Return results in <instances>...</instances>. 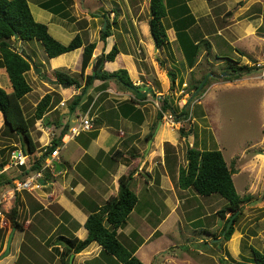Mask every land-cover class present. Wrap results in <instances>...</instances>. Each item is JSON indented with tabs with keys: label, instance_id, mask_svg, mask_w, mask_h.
<instances>
[{
	"label": "rangeland",
	"instance_id": "rangeland-1",
	"mask_svg": "<svg viewBox=\"0 0 264 264\" xmlns=\"http://www.w3.org/2000/svg\"><path fill=\"white\" fill-rule=\"evenodd\" d=\"M87 1L91 4L95 3L91 10L86 9L81 13L80 7L75 9L72 5L69 8L72 19H62L58 16L51 18L50 12L39 7L34 0H28V3L33 17L45 23L49 33L62 43H66L67 38L53 29V25L55 26L57 22L63 26L73 23L75 27L82 28L87 25L86 19L82 16L90 15L92 10H95L97 6H103L104 2L107 8L114 10L116 18L115 22L113 19L112 31L115 41L121 48L128 49L134 55L137 64L142 63L140 67L144 68L145 72L141 78L155 94L148 92L146 98L139 101V106L146 118L144 127H138L134 122L120 121L112 128L115 129L112 130L113 133L121 136L119 148L125 155L123 160L115 162V165L123 163L125 167L122 174L132 175L137 171L138 174L131 180L129 187L136 193L138 206L142 213L147 215L150 210L149 220L153 223L158 222L170 211L169 204L164 200L171 204L177 200L180 201V210L185 213L186 217H184L183 224L181 222L175 230L174 228L171 230L172 233H167L168 238L176 244L171 251H168L169 256L166 259L170 260L169 264L180 262L182 264H225V251H228L227 240L225 241L222 235L219 236L218 241L215 239L229 215L225 213L224 217H220L216 213L225 205L226 200L217 193L199 195L192 187L183 189L177 185L178 170L186 166V150L192 146L197 149H220L227 165L232 170L235 189L244 201L241 208L242 214L231 235V239L236 234V238H240V253L234 255L228 252L239 260H250L252 247L259 250L264 249L262 246L264 244V0H212L208 2L207 8L210 12L206 14L205 11H199L190 32L191 35L200 36L201 44L195 56L198 62L192 70L188 68V62L183 56V54L187 56V53L192 52L194 44H190V41L185 42L186 46H184L179 40L182 49L180 50V43L168 34L170 49L166 46L157 50L153 49L154 41L147 27L148 18H150L148 0ZM79 4L81 2H77V5ZM190 19L193 21V16ZM141 24L144 26V31L141 29ZM186 26L188 27L189 24ZM218 29H220L219 34H217ZM233 31L239 32L238 39L241 41L234 42L235 45H229L228 35H232ZM207 42L210 45L209 49ZM10 43L17 51L23 50L28 57H32L37 67L41 66L40 73H36L32 68L26 73L31 91L21 99L25 116L30 120V132L36 142V151H40L38 147L41 148L48 140L43 136L44 132H47L45 136L48 135L50 138L53 135L57 136L66 121L69 122L68 128L78 124L80 116L87 108L84 110L80 105L75 108L77 110L73 114L71 112L70 120H61V112L69 107L72 97L79 94L81 90L75 86L66 87L52 81L54 80V69L48 71L45 65H41L42 62L49 65L48 57L36 39L20 41L13 36ZM212 44H215L214 48ZM204 48L207 53L203 51ZM229 60H235L238 64L251 65L253 69L239 80H227L224 78L227 73L223 69ZM60 69L75 77L80 84L83 83L79 70ZM142 69L140 68L141 71ZM90 70L89 67L86 72ZM168 72L175 74L173 85ZM204 76L208 83L201 89V92H196L194 86ZM113 82L110 85L112 91L107 92L112 97L105 101V106L108 108L113 107V101L118 104L122 100L133 98L132 95L126 93V89L121 84L115 80ZM9 86L7 74L3 68H0V87L9 88ZM68 88H70L71 96L68 94L69 97L64 98L65 96L59 91ZM97 91L98 86L92 90L91 94ZM210 91H212L211 95H209ZM46 93L52 94L53 104L57 102L58 107L51 111L54 106L52 105L42 119L32 121L35 106ZM163 96L167 97L174 112L166 110L158 116L162 110ZM91 99V95H85V100L81 102L82 106L87 105ZM184 109L188 111L187 116L181 115ZM96 112L98 113V110ZM91 113H95L94 109ZM2 116L1 114L0 163L5 162V174L12 177L20 173V170L15 166H10L11 151L20 148L21 142L15 134L8 133L9 129H4ZM56 122H60V125ZM94 127L97 126L94 124ZM119 129L122 131H118ZM66 134L70 132L67 130ZM74 142L68 141L60 146L63 158L64 155L68 156L69 151L71 152V145ZM148 143H150L149 146ZM131 153H135L136 156L131 157ZM72 155L76 156L77 153H72ZM60 157L61 150H59L58 160ZM24 160L26 163L27 159ZM96 161L100 163V169L107 172L106 162L111 163V160L100 158ZM116 166H111L110 171H114ZM161 180L164 181L162 187ZM108 184L113 191L115 180L109 181ZM51 186L47 185L41 188L42 191L37 194L33 193V195L26 192L27 190H22L17 198L21 203H23L22 200L35 201L34 199L40 196L47 201H53L40 211L41 215L49 220L62 210L58 203L54 202L56 195L49 192ZM61 187L58 195L60 196L63 192L69 199L76 202L77 198L72 196L73 192L66 187ZM2 189L3 187H0V192ZM104 202L105 200H102L100 203ZM1 207L7 210L4 211L6 215L4 214V224L1 226L6 242L12 227L7 215L10 207L3 204ZM29 214L26 209L25 212L19 213L18 220L22 221L25 217H31ZM36 218L33 217L32 221L36 222ZM194 219L198 220L195 226L189 224ZM50 222L47 221V224L51 225ZM200 226L204 228L201 230ZM207 229H213L215 236L207 232ZM2 235L3 233L0 232V238ZM18 236L19 232L16 231L14 241ZM55 264H59L58 260Z\"/></svg>",
	"mask_w": 264,
	"mask_h": 264
},
{
	"label": "crops",
	"instance_id": "crops-1",
	"mask_svg": "<svg viewBox=\"0 0 264 264\" xmlns=\"http://www.w3.org/2000/svg\"><path fill=\"white\" fill-rule=\"evenodd\" d=\"M34 1L39 7H41L40 3L43 1L40 2L36 0ZM150 1L151 0H148V10L150 9ZM210 1L209 0H163L166 9V16L164 17L163 21L166 27L167 38H168V34H170L171 37L172 36L174 37L173 40L178 41V43H180L179 40H181L184 46H186L185 42L187 41H190L189 42L190 44L193 43L194 45L198 44L201 46L200 36H198V34L191 35L190 32L192 30V25L197 20L196 17L199 11L200 12L205 11L206 14L210 12L207 8L208 2ZM77 2H81V4H79L80 6L77 5ZM108 2H110V0H108ZM59 5L65 6L64 9L67 10V13H62L60 11H53V10L51 11L44 9L42 7L41 8L49 11L52 16L51 18H53L54 16H58L62 19H72L70 18L71 13L69 10V8L72 5L75 7V9L80 7L81 13H83L82 11L86 9L91 10V8H93V5H95V3L91 4V2H88L87 0H81V1L59 0L56 2V6L54 5L53 7L55 8ZM106 5L107 4L105 2L103 6L96 5L97 8H95V10H92V12H90V15L89 14L83 15L82 18L86 19L87 25L83 26L82 28L75 27L73 23L63 26L57 22L55 26L53 25V29L59 34H62L64 38H67V40L65 41L66 43H68L76 34H78L81 37L83 45L88 42H94L95 48L93 50L92 57H95V60L101 53L108 52L111 49L112 45L116 43V45L119 48V52L115 56L114 60H106L103 62V70L111 72L119 68H125L128 71V74L132 82L134 84H139L141 86V91L144 92L145 96L141 97V99H138V97L137 98L134 97L136 94L133 90L124 87L123 88L126 89L127 91L126 93H128V95H132V97L136 98L138 101H141L144 98H146V94L148 92H152L153 95H155L152 89H150L149 86L146 85L141 78V76L145 72V69L144 68L142 69V67H140L142 63L137 64L134 59V55L131 54L128 49L125 50L121 48V46H119V43L115 41V37L112 30H113V26H114L113 23L115 22L116 14L114 10H112L110 7L107 8ZM192 16L195 19V21L194 19L193 21L190 19V17ZM149 17H150V12H149ZM107 24L109 25V30L111 31V35L107 36L104 40H101V38L98 36H100L101 31L105 29ZM187 24H189L188 27L186 26ZM141 27H142L141 29H143L144 31L143 28L144 26L142 24ZM147 27H148V31L150 32L149 23ZM183 33H185V35H183ZM219 33H220V29H218L217 31V34ZM238 34L239 32L237 33V31H233L232 35H228L230 39L229 42L227 43L229 45H235L234 42L239 43L241 40L238 39L239 38ZM190 35L191 37H189ZM214 45L212 44L213 48ZM166 47L170 49L169 38ZM179 47L180 50H182L181 43ZM82 49L83 47L81 46L72 51L61 54L57 57L48 58L49 65L47 66L43 62L41 63V65L43 66L45 65L48 71H51L55 68H59V69L65 68V69H69L70 71H76V70L80 71ZM153 49L157 50L160 48L155 47L153 42ZM203 51L207 53L206 48H204ZM183 56L186 61L187 56H185V54H183ZM30 58L33 60L32 57ZM197 62L198 61L196 60L194 65L188 68L192 70V68L196 66ZM92 67L93 65L90 67L91 70L89 72H86V69L89 68L87 65L85 69V73H90L92 71ZM140 68L143 71H141ZM240 78L233 80H239ZM113 81L114 79H107L104 81L99 79L94 80L93 84L83 94L84 96L82 95L80 103L76 106V107H80V105L83 104L81 102L85 100V95L86 96L91 95L92 99L90 100L89 103H87L86 106L87 109L86 108H85L86 110L84 109L85 110L84 114L88 113L94 118V120L98 119L99 125H96L95 122H93L95 126H97L96 128H98L97 136L91 139L88 143L86 141V138L89 137L90 131L81 132L79 135L75 137H70L68 134H64L61 136V143L58 145V150H61V157L59 158V160L57 159L56 161L57 163L55 166L56 173L50 174L52 177L48 182H46L44 186L46 187L47 185H52L51 191L49 192H51V194L53 195H56L54 202L58 203V206L62 209L60 213L55 214L54 217L48 220L44 215H41L42 213H40V211L44 210L47 204L53 201L51 202L47 201L45 198L40 196L34 199L35 201L22 200L23 203H21L18 198H17L18 200L17 199L16 201L14 200L16 194L17 193L19 194L20 191L15 193L14 198H10L6 192L7 183L0 185V187H3L2 191L0 192V208L3 210L1 204L11 208L16 202L18 204V215L19 213H23V211L25 212V210L28 209L30 213L29 215L31 216L22 219L21 221L23 222L22 230H16L13 226L11 227L10 232L12 231V229H14V231L11 238L9 253L6 256L0 257V264H55L56 260H58L59 264H63L62 261L60 260V257H61V252L62 250H65V247L64 244H62L60 241L61 236H64L65 238L77 237L78 239H84L87 236V229L84 226V222L88 214L92 212L93 209L102 206L104 204V203H100L102 200L106 201V199L111 197V195L112 196L116 195L118 191V177L123 173V168L125 166L123 165V163H119L116 166L115 164L119 161V159L112 160L109 157L110 151L117 148L120 149L119 142L121 141L120 140L121 136L118 135L117 133H113L112 130L115 129L112 128L114 127V125L119 124L120 121H126L129 123L134 122L138 127H142V126L144 127V124L146 123V118L143 114V120L141 122H137L136 121L137 116L134 118V121L130 120L129 118L121 117L116 111V106L118 104L114 101H113V107L108 108L105 106V101L111 99L112 97L111 95L107 94V92L112 91L110 85L114 83ZM212 83L211 85L215 84ZM102 85H104L103 88L101 87ZM97 86H98V91L96 93L94 92L95 94L94 93L91 94L92 90ZM69 91L70 88L63 89V91L61 92L59 91V93L61 95H64L65 96L64 98H68L69 97L68 94H70ZM211 93L212 91L209 92V95H211ZM164 97L165 96H163L162 98ZM53 105L54 106L52 107L51 111L55 110L58 107L57 106L58 104L56 103ZM137 107H139V109L141 110L139 103L137 104ZM92 109H94L95 111L94 114L91 113ZM75 110L77 109H74L72 111V114L75 112ZM97 110L98 113L96 112ZM60 115H61V120L63 121L70 120L72 116L71 111H69V107H66V109L62 111ZM2 118L4 121L3 116ZM65 123L69 124L68 121H66ZM65 123H63V125ZM118 131H122V129H119ZM46 134L47 132H44L43 136L46 139H48L46 140L47 142H44L41 148L38 147L40 151H35L34 152L35 155L41 154V152L44 151V147L50 144L52 137L50 138L48 135L45 136ZM68 141H75V142L71 145V152L69 151L68 156L64 155L63 158L62 147L60 146H62L64 143ZM149 144L150 143H148V146ZM15 150L22 151L21 145L20 148L13 149L11 151V154ZM72 153H77V155L73 156ZM23 154L26 156V159L28 160L29 155H26L25 153ZM100 158L103 159L108 158L111 160V163L106 162L108 166L106 167L108 169L107 172H105V170L103 169H100V163L96 161L97 159L100 160ZM46 159H48V157ZM46 159L43 165H45ZM10 162H11L10 166H15L17 169L20 170V173L22 172V166L17 167L16 165L13 164V161L11 159ZM26 165L27 162L23 166ZM43 165L40 169L32 170V171L42 170L44 174L45 169L44 170L42 169ZM111 166L113 167L116 166V169L114 171H110L112 168ZM1 172L5 173L4 166L0 170V173ZM136 174H138L137 171ZM136 174L132 173V180L134 179V176H136ZM6 176L9 177L8 175ZM111 180L113 181L115 180L116 182L113 191L111 190V188L109 187L110 185L108 184L109 181ZM163 183L164 181L161 180L160 181L161 187ZM61 186H63L64 188L66 187L67 189L73 192L72 196L74 198L75 197L77 198L76 202L74 200L69 199L66 196V194L63 192L60 194V196L58 195L59 189L62 188ZM42 189L39 190L34 189L31 191L25 190V191L28 193L30 192L33 195V193L37 194L38 192L42 191ZM164 201H166V203L169 204L170 211L165 216L161 217L160 218L161 220L159 219L158 222L153 223L151 220H149L150 210L147 215L144 212L142 213L137 202L135 207L131 210V212L127 216L125 224H123L117 229L118 238L120 240L122 239L123 242L125 241L124 243H126L128 246L131 247L135 246L136 249L134 254L144 264L170 263V260L166 259L169 256L168 251H171L176 244L175 241H172L171 238H168L169 235L167 233L168 232L172 233L171 230L173 228L175 230V228L178 227L177 225L181 224V222L183 224L184 217H186L185 213L181 212L180 210L181 206L179 200L175 201L174 203L172 202L173 204H171L167 200ZM3 211H7V210L4 209ZM227 213L229 214V212ZM4 214L6 215V212H4ZM33 217H37L36 222L32 221ZM47 221H51L50 222L51 225L47 224ZM197 221H198L197 219L191 220L189 224L195 226ZM8 222H10L9 219ZM202 228L204 227L200 226L201 230ZM207 230H209L207 232H211L210 234L214 237L215 232H213V229H207ZM16 231L19 232V236L16 237L14 241V236ZM236 235L232 237L233 239H231L230 237L226 243V248L228 249L229 252L233 253L234 255H237L239 252L240 238H236L237 237ZM238 235H241V233H238ZM215 239H217L218 241L219 236L218 237L215 236ZM4 242L5 239L3 241V245ZM6 242L4 245V249L6 246ZM262 246L264 248V244H262ZM70 256H72L71 259ZM68 261L69 264H118L113 259L112 256L101 252V247L97 242L90 243L87 247H85L83 250L79 252L71 251L68 256ZM178 264H182V262Z\"/></svg>",
	"mask_w": 264,
	"mask_h": 264
},
{
	"label": "trees",
	"instance_id": "trees-1",
	"mask_svg": "<svg viewBox=\"0 0 264 264\" xmlns=\"http://www.w3.org/2000/svg\"><path fill=\"white\" fill-rule=\"evenodd\" d=\"M57 1L59 0H45L40 3V6L47 10L67 13L63 5H59L55 8L53 7L54 5L56 6ZM150 9L151 13L148 21L150 32L157 47L161 48L168 44L166 27L163 21L166 16L163 0H151ZM110 35L111 31L107 24L105 29L101 31L100 38L104 40ZM13 36L20 41L36 39L40 42L48 58L57 57L81 46L83 47L81 68L79 71V76L83 81L82 84L64 70H53L54 80H56L58 84H67L68 86H75L77 89H81L79 94L72 97L68 105L69 111L71 112L80 103L82 95L96 79L102 81L114 79L117 83L121 84L122 87L133 90L137 95L134 97L141 99V97L145 96L144 92L141 91V86L132 82L125 68H119L111 72L103 70V62L106 60H114L119 52L116 43L112 45L108 52L101 53L97 57L90 73H85V69L91 61L95 48L94 42H88L83 45L81 37L76 34L68 43H62L49 33L48 26L45 23L37 21L33 17L27 0H0V68H3L10 83L9 88L0 87V115L2 114L4 116V129H9L8 133H13L19 138L22 151L26 155H29L27 165L22 166V172L20 174H16V176L9 178L5 173H0V185L11 183L17 179H23L30 171L40 169L51 151L61 143V136L66 134L69 126L65 123L60 133L57 136H52L50 144L44 147V151L39 155L34 154L37 150L36 142L33 140L30 132V120L25 116L21 105V99L31 91V86L26 79V73L30 70L31 64L24 58L26 53L23 50L17 51L12 47L10 39ZM207 47L209 49L210 45L208 44ZM199 48L200 45L195 44L193 45L192 52L187 53L189 67L194 65L196 61L195 56ZM226 64L227 66L223 71L227 73L226 77H224L227 80L240 78L253 69V66L238 64L235 60H229ZM168 74L170 75L172 84H174L175 74L173 72H168ZM207 83L208 80L206 76H204L194 86L195 91L201 92V89L206 86ZM101 87L103 88L104 85ZM136 98L120 101L116 106V111L121 117L129 118L133 121L137 116L136 121L141 122L143 120V113L139 107H137L139 101ZM162 101V110L158 113V116H161L163 111L166 110L174 112L166 96ZM53 103L52 94H44L35 106L32 121L42 119ZM86 106V104L83 106L81 105L83 109H85ZM181 115L187 116L188 111H185V109L182 110ZM94 122L96 125H99L98 119H95ZM46 123L48 124V122ZM56 123L60 125V122ZM3 133H5V131ZM97 134L98 128L92 129L89 132V137L86 138L87 143L95 138ZM124 156V152L118 148L113 149L109 153V157L112 160H123ZM135 156V153H131V157ZM186 159V166L180 167L178 171V186L183 189L192 187L199 195L217 193L226 200L225 205L216 213H218L220 217H224L225 213L229 212V216L224 220L223 227L218 234V236L222 235L225 241L228 240L235 230L234 226L239 216L242 214L241 208L242 202L244 201V198L240 196L235 189L232 179V170L227 165L221 150L217 148L197 149L194 146L188 147L186 150ZM4 164L5 162L0 163V170ZM44 174L45 179L49 181L52 177L49 171L45 170ZM131 180L132 175L130 173L121 174L118 177L117 194L107 198L102 206L93 209L92 212L88 214L84 222V226L87 229V236L84 239H78L77 237L65 238L61 236L60 241L65 247L60 257L63 264H69L68 256L71 251L79 252L92 242H97L101 247V252L112 256L118 264H144L134 254L136 249L135 246H128L121 241L117 235V229L125 224L127 216L138 202L136 193L129 187ZM18 195L17 193L15 201ZM233 213H236V215L231 225L226 229L228 219ZM7 215L11 226L16 230L23 229L22 222L18 220V204L16 202L7 212ZM0 232L3 233L2 238H0L1 251L5 236L1 227ZM225 254V264H264V250L253 247L251 248L250 260H239L234 258L227 250Z\"/></svg>",
	"mask_w": 264,
	"mask_h": 264
},
{
	"label": "built area",
	"instance_id": "built-area-1",
	"mask_svg": "<svg viewBox=\"0 0 264 264\" xmlns=\"http://www.w3.org/2000/svg\"><path fill=\"white\" fill-rule=\"evenodd\" d=\"M264 54V52H263ZM94 118L89 115L88 113L83 114L80 116L79 122L76 125H72L68 128V131L70 134H68L70 137H75L79 135L81 132L84 131H91L94 128ZM24 152L15 150L11 154V159L13 161V164L17 167H21L25 165V158L26 156L23 154ZM59 150L58 146L55 147L48 156V159H46L45 165H43V170H48L50 174L55 173V166L56 161L58 159ZM46 182L48 180L45 179V175L43 174L42 170L38 171H32L25 175L23 179H17L11 183L6 184V192L10 198H14V195L16 192L27 190L31 191L34 189H41L45 186ZM38 189V190H39ZM4 211L0 208V226L4 224Z\"/></svg>",
	"mask_w": 264,
	"mask_h": 264
},
{
	"label": "water",
	"instance_id": "water-1",
	"mask_svg": "<svg viewBox=\"0 0 264 264\" xmlns=\"http://www.w3.org/2000/svg\"><path fill=\"white\" fill-rule=\"evenodd\" d=\"M149 12L151 13V9H149ZM152 38H153V37H152ZM153 40H154V38H153ZM154 45H155V47H157L155 40H154ZM24 58H26V59L29 61V63L31 64V68H32L36 73H40V72H41V68L37 67V66L34 64L33 60H32L30 57H28L27 55H24ZM94 62H95V57H92V58H91V61H90L89 64H88V67H91V66L94 64ZM49 80L51 81L52 79H49ZM52 81L56 82V80H52ZM64 86L67 87L68 85L65 84ZM3 117H4V116H3ZM235 215H236V213H233V214L229 217L228 222H227V225H226V229H228V227L231 225V222H232V220H233V218H234ZM13 231H14V229H12V231L10 232V234H9V236H8V238H7V242H6L5 249H4V250L2 251V253L0 254V257L6 256V255L9 253L10 243H11V238H12ZM71 257H72V256H70V259H71Z\"/></svg>",
	"mask_w": 264,
	"mask_h": 264
}]
</instances>
